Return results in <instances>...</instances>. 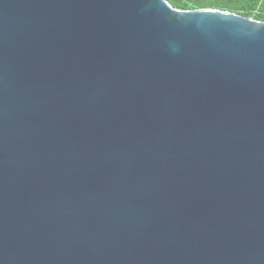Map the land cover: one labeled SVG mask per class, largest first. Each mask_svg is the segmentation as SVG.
Masks as SVG:
<instances>
[{"label":"water","instance_id":"obj_1","mask_svg":"<svg viewBox=\"0 0 264 264\" xmlns=\"http://www.w3.org/2000/svg\"><path fill=\"white\" fill-rule=\"evenodd\" d=\"M0 264H264V21L0 0Z\"/></svg>","mask_w":264,"mask_h":264},{"label":"trees","instance_id":"obj_2","mask_svg":"<svg viewBox=\"0 0 264 264\" xmlns=\"http://www.w3.org/2000/svg\"><path fill=\"white\" fill-rule=\"evenodd\" d=\"M178 9L219 8L264 21V0H168Z\"/></svg>","mask_w":264,"mask_h":264}]
</instances>
